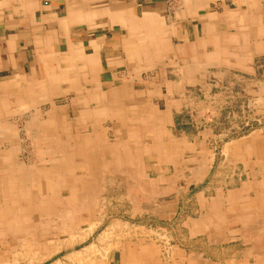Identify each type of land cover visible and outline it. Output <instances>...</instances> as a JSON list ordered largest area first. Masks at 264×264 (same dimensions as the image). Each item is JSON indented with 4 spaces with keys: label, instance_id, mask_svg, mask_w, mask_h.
I'll return each mask as SVG.
<instances>
[{
    "label": "crops",
    "instance_id": "1",
    "mask_svg": "<svg viewBox=\"0 0 264 264\" xmlns=\"http://www.w3.org/2000/svg\"><path fill=\"white\" fill-rule=\"evenodd\" d=\"M213 88L228 91V116L245 104L262 111L264 0H0V123L26 132L35 109L61 118L69 135L54 145L67 153L93 134L95 162L119 165L134 151V171L147 177L152 149L198 148L174 139L176 116L182 100H215ZM25 100L34 107L20 108ZM244 139L228 143V160L248 155L246 181L215 189L204 214L213 244H246L236 263L264 264V139Z\"/></svg>",
    "mask_w": 264,
    "mask_h": 264
},
{
    "label": "rangeland",
    "instance_id": "2",
    "mask_svg": "<svg viewBox=\"0 0 264 264\" xmlns=\"http://www.w3.org/2000/svg\"><path fill=\"white\" fill-rule=\"evenodd\" d=\"M239 86L234 91L241 93ZM226 92L224 88H213V94L218 95L215 100H207L200 93L196 100L180 101L183 107L179 116L176 114L180 128L173 133L174 139L184 137L198 148L177 147L168 140L165 154L152 149L150 164L143 166L147 177L134 171V151L119 165H110L100 157L106 163L96 164L89 172L94 195L87 196L84 211L79 214L71 208L70 219L60 228L51 221L53 236L12 242V237L1 239L0 264H192V259L199 257L194 264H238L241 252L250 246L213 244L209 235L212 228L207 229L209 218L204 211L211 206L209 197L215 189L226 192L246 181L241 170L248 155L228 160V143L242 138L244 141L253 132L264 139V101L259 103V114L252 107L257 104H245L239 113L238 108L234 110L236 116H228L223 109ZM66 103L68 100L57 104ZM159 107L163 108L161 103ZM99 124L105 128L109 125L102 121ZM20 137L26 161L33 158L32 142L25 130ZM3 147L8 146L0 142V149ZM124 167L133 172L129 176L138 178H123ZM58 218L51 216L48 220L56 222ZM42 231L45 229L40 227ZM228 259L231 261L224 262ZM242 260L239 264H248L246 258ZM248 261L260 264L254 259Z\"/></svg>",
    "mask_w": 264,
    "mask_h": 264
},
{
    "label": "bare ground",
    "instance_id": "3",
    "mask_svg": "<svg viewBox=\"0 0 264 264\" xmlns=\"http://www.w3.org/2000/svg\"><path fill=\"white\" fill-rule=\"evenodd\" d=\"M32 104L33 101L25 100L20 108L28 110L34 107ZM42 115L35 109L28 117L26 138L32 142L33 156V160H27L28 163L17 161L22 144L19 128L0 123V142L8 146L0 149V243L6 237H12V242L25 237L53 236L51 221L55 223L54 227L60 228L70 219L68 213L71 208L80 214L84 211L83 203L87 196L94 195L90 189V173L98 164L93 160L96 136L89 134L84 146L78 142L70 148L72 153H67V146L59 144L68 138V123L61 118L53 119L49 113ZM57 141L60 142L54 145ZM51 216L59 218L56 222L48 220ZM72 221L77 224L74 219ZM40 227L45 231L39 232Z\"/></svg>",
    "mask_w": 264,
    "mask_h": 264
}]
</instances>
